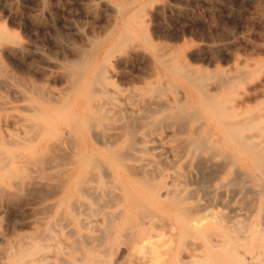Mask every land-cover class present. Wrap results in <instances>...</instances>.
Here are the masks:
<instances>
[{"label":"bare ground","instance_id":"6f19581e","mask_svg":"<svg viewBox=\"0 0 264 264\" xmlns=\"http://www.w3.org/2000/svg\"><path fill=\"white\" fill-rule=\"evenodd\" d=\"M155 2L162 5L163 0ZM132 23L127 17L101 59L98 40L70 60L64 68L65 95L23 82L25 90L12 91L4 88L10 80L1 79L0 112L10 107H5L3 91L19 94L14 98L22 96L26 103L19 115L0 114V214H10L6 231L0 232V245H5L0 246V264H264V109L249 108L263 91L264 69L254 70L260 84L243 89L250 69L209 72L183 56L186 61L180 62V49L177 55L163 51L142 27L156 66L185 87L172 103L149 101L150 94L162 97L171 80L166 89L150 87V82L122 88L115 80L112 57L132 42ZM259 40L264 51V39ZM173 125L182 130V139L173 141L182 143H173L172 158L164 160L157 151L162 139L152 135ZM178 161L195 164L202 174L200 186L182 164L185 172H177ZM212 187L216 195L226 192L236 202L230 213L206 210L201 200H209ZM29 204L36 213L33 221L24 222ZM25 223L31 230L20 232Z\"/></svg>","mask_w":264,"mask_h":264},{"label":"rangeland","instance_id":"374dc122","mask_svg":"<svg viewBox=\"0 0 264 264\" xmlns=\"http://www.w3.org/2000/svg\"><path fill=\"white\" fill-rule=\"evenodd\" d=\"M150 1L152 2V4ZM155 1L160 2L162 0H145V1L144 0H140V1L139 0H118V2L117 0L116 1L115 0L114 1L113 0H0V35H1L0 43L2 45L3 43H5L3 47L0 44V57L2 58V59L0 58V70H2L0 71V77H2L0 78V84L2 83L5 85L3 81L4 79L6 82L10 80L8 84L4 86V88L6 86H9L8 87L9 90L21 89V88L25 90L26 88L22 87L24 86L23 83H25V85H29L33 83L38 86L40 85V87L41 86L45 87V89L47 90L52 89L51 91L54 90L53 92L55 93L59 92L58 94L60 95L62 94L65 95L66 91L64 89H66L65 87H67V83H68V78L66 77L67 73L65 72L66 66L70 64L71 61L73 62L76 59H78L77 56H79L78 54H80L81 50L87 49V47L89 49L94 44V42H97L98 40H100L98 42L102 43L100 50H98V56H99V59H101L102 54L105 52V50H107L106 48H108L109 44L112 45L111 44L113 43L112 41H114L117 38L115 37L116 34L117 36L118 34H120L121 30L119 29H123V25L125 21H127V17L131 19L133 22L132 26L133 25L134 26L132 28L134 30L136 29L135 35L132 36V40H131L132 42L130 43L129 46L122 47L119 51L115 52L114 54L115 57H112V61L114 62V63L112 62V66L116 67L118 70L120 69L118 71L116 68H114V70L115 69L117 70V71L115 70L117 74V78H115V80L118 81V84L121 81L119 85L122 88H126V87L132 88V86L133 87L137 86V88L147 87L149 85L146 82H150L149 84L152 85V86L150 85V87H154V88L156 86V88L166 89L168 88L167 86L170 85L168 90H166L165 92L166 96L165 94L162 95V97L157 96L155 94L153 95L150 94L151 96L149 95L146 96L147 100L149 99V101H152L156 98L158 100L161 99L160 102H164V103L166 102L172 103L174 98H176L177 95L180 94V91L182 92V90L185 89L183 85L184 83L181 81V79L178 81L179 78L177 79L171 78L169 74L162 71L163 69H159V68H162L161 66L159 67L156 66L159 64L156 61L153 50L150 49V47L145 42L143 32H142V27L147 29V32H149V34L147 33L148 36L153 40V42L157 45V47L160 49H163V51L175 53L177 52L178 49H180L178 50V53L181 52L180 53L181 55L178 53H175L176 55L178 54V59L180 56L181 58L179 59L180 62L186 61V60H187L186 62L191 61L189 63L192 64L193 66L199 67L202 69L205 68V70H208L209 72H211L212 70L213 71L215 70L214 72H216L217 70L219 72L221 71L234 72L235 70L240 69V68L241 69L248 68L247 70L250 69L249 71L251 72L250 74L251 77L246 80L249 84L246 82L243 85V89L244 87H247L251 84L254 85L257 82L258 83L260 82L258 75H255V73L256 74L258 73L254 72V70L256 69L258 71H262V69H264V67L261 66V65H264V51H261L258 46L261 42L259 39L260 38L264 39V37L262 36L264 33V14H263L264 13V10H263L264 0H166V1L163 0L162 5L160 4L161 2L156 3ZM115 2L117 3L115 4ZM165 2L167 3L166 6H165L166 4ZM145 5L148 7L146 8ZM125 12L128 14H126ZM137 12L140 13V16L142 18L139 17ZM141 14H143L147 18L143 17V15ZM117 16H118V19H117ZM121 18L125 19V21L122 20ZM138 20H140V22L142 23H140ZM116 24L120 28H118ZM143 24L147 26H144ZM137 28L138 29L140 28L141 31L140 29L138 30ZM1 29L4 30V33L7 34V36L9 35L8 36L9 38L8 37L6 38V36L2 35ZM2 37H4V39ZM93 38L95 41L93 40ZM10 40H13L11 41L12 43L8 42ZM22 44L23 46H21ZM160 44L161 46H159ZM138 45L140 46L141 49L144 47L142 51L143 50H147V51L146 52L143 51L144 53H142L141 49H138L139 48ZM165 45H166V48H165ZM137 46L138 48L136 49L135 47ZM169 46L171 49L168 48ZM1 47L4 50H1ZM15 48L16 49L22 48L24 53L23 52L18 53L17 50H15ZM102 48L104 49L102 50ZM130 48H134L133 49L134 51L130 50ZM167 48L168 50H166ZM253 48L254 49L256 48L257 50H254L253 52ZM127 50L128 51L130 50V51L127 52ZM136 50L137 51L139 50V52L135 53ZM169 50H171L172 52ZM4 51L6 52L4 53ZM147 55L148 56L152 55L149 57V59L151 58L150 60L148 59ZM128 56L130 59L128 58ZM182 56L186 60L185 59L182 60ZM154 64L155 66H153ZM252 66L253 68L254 66H256V68L253 69ZM150 67L152 69L154 68L153 70H156V71H152ZM7 72L9 73L8 75L6 74ZM152 72L154 73L158 72V74L155 73V75L153 76ZM263 72L264 70L261 72L264 75ZM160 73L162 74V76L160 75ZM263 75L262 77H264ZM166 76L167 78L164 80ZM256 76H257V79L255 78ZM24 78L25 79L27 78L26 82ZM16 79L17 80L20 79L19 82ZM133 79L136 82H134ZM139 79L140 80L142 79L143 81L142 80L140 81ZM167 79L171 80L169 81V85L167 84L168 83ZM172 79L174 81L177 80L176 81L177 83L176 82L174 83ZM21 80H24V81H21ZM30 80L33 82H30ZM122 80L124 81L122 82ZM10 82L14 86L9 85ZM20 82L22 85L20 84ZM134 83H136L137 85H135ZM181 83L183 84L180 86ZM45 84H48V85L45 86ZM173 84H176V86ZM171 85L175 86L173 87L175 88V90L172 89ZM263 85H261L260 88ZM47 86H49V88H47ZM262 88L261 89L263 91L259 99H257L253 103H250L249 105V108H252V110L255 112H258L264 109V87ZM9 90L6 92V94L3 91V95L6 96V97L3 96V100L5 99L4 100L6 104L5 107L8 105L11 108L8 107L9 109H5L4 111H1L0 114L1 115L2 114L12 115L16 113V115H19L20 113H22L20 106H23L26 102H23L24 100H22L23 99L22 96L17 97V99L20 98L19 101L16 100L14 97H16L19 94H15V92L14 93L12 92L13 94H11L10 93L11 91ZM186 91H189V90L186 89ZM12 96L16 100V101L14 100L15 102H13L11 98ZM190 96H191L190 99H192L193 94L190 93ZM9 98H11V100ZM162 98L164 100H162ZM6 100H7V103L9 102L8 104L6 103ZM13 105L18 106L19 108L18 107L14 108ZM173 126L171 128L165 127L164 129L162 128V130L154 131L152 135L153 137H157V138L159 137L162 139V142L160 144L157 143V146H159L157 151H161L163 152V154L166 155V156L165 155L162 156L165 158L164 160H167L168 158L169 159L172 158V156L170 155L171 153H170L169 148H172L173 143H176L173 140H175L176 138H177L176 140L182 139V134H180L182 130L179 129L177 126H174V127ZM12 128L14 129L13 126H9L7 129L13 131ZM171 130L173 131L170 132ZM175 132H178V133H175ZM180 143L182 142L177 141L176 144L179 145ZM168 155H170V157H167ZM183 163L184 164L186 163V164L184 165ZM181 164L182 166H185L184 168H186L185 169L186 172L190 170L189 178L194 180L193 182L196 181V183H199V185L197 184V186H200V182H198L199 181L198 178L200 179V176L202 177V174L198 172L199 170L197 169L196 166H195L196 167L195 169L194 167L195 164L194 163L189 164L184 161H178L176 165L177 172H185ZM206 170L207 169L205 170L203 169V171H206ZM191 172L194 173V176H193V173ZM196 183H194L195 185L193 184L191 187L196 188L195 187ZM212 189L214 188L212 187L210 191ZM212 191H211L212 193H210L209 196L211 197L213 195L214 197L212 196L211 200H210V197H209V200H206L205 198L204 200H201L202 204L203 205L205 204L206 207L205 206L204 207L207 208L206 210L210 209V210H213L214 212L230 213V210H231L230 208H232L234 204L236 203L232 201L233 198L231 200L230 194L223 192V194L225 195L223 197L222 194L216 195L215 194L216 192L214 190ZM218 202L220 205L218 204ZM224 204L227 207L226 206L224 207L223 206ZM0 205H1V202H0ZM212 205H214V207H212ZM25 208L26 209L24 211L26 212L23 214H25L26 216L23 215V218H22L23 221L24 222H27L29 220L33 221L35 213H36L33 205L31 204L25 205ZM27 208L31 210L28 209L29 210L28 212ZM213 208H216V209H213ZM3 213L0 214L1 215L0 216L1 234H3L2 232L6 231V227L9 223L8 220L10 219L9 212H3ZM27 214L29 215V217H27L28 216ZM30 214L33 216V218ZM5 217L6 219H2ZM30 225H31L30 223H27V224L25 223V225L21 227L23 231L21 228H18L16 230L20 231L21 229L20 232H29L31 230ZM0 246L2 248L5 247V245L3 246L0 245ZM187 258L188 257H185L184 260L188 262L190 259L189 258L187 259Z\"/></svg>","mask_w":264,"mask_h":264}]
</instances>
